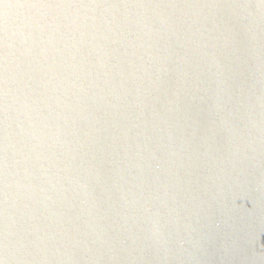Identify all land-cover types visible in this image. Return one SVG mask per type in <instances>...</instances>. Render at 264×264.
<instances>
[{
	"label": "water",
	"instance_id": "obj_1",
	"mask_svg": "<svg viewBox=\"0 0 264 264\" xmlns=\"http://www.w3.org/2000/svg\"><path fill=\"white\" fill-rule=\"evenodd\" d=\"M0 4L4 264H264V0Z\"/></svg>",
	"mask_w": 264,
	"mask_h": 264
},
{
	"label": "snow or ice",
	"instance_id": "obj_2",
	"mask_svg": "<svg viewBox=\"0 0 264 264\" xmlns=\"http://www.w3.org/2000/svg\"><path fill=\"white\" fill-rule=\"evenodd\" d=\"M7 2H9V0H0V4H5ZM18 2L26 4L24 0H18ZM0 264H4V259H0Z\"/></svg>",
	"mask_w": 264,
	"mask_h": 264
}]
</instances>
